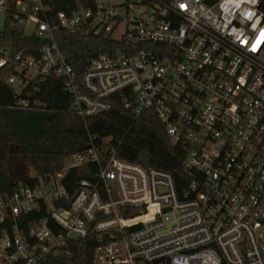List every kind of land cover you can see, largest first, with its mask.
<instances>
[{"label":"built area","instance_id":"1","mask_svg":"<svg viewBox=\"0 0 264 264\" xmlns=\"http://www.w3.org/2000/svg\"><path fill=\"white\" fill-rule=\"evenodd\" d=\"M0 0L7 26L45 40L37 55L0 46L11 106L45 111L22 95L65 80L87 120L119 95L153 114L184 151L186 182L90 147L64 167L0 193V264H50L97 235L93 264H264V0ZM32 32H27L28 26ZM58 31L118 42L75 74ZM95 164L71 194L73 169Z\"/></svg>","mask_w":264,"mask_h":264},{"label":"trees","instance_id":"2","mask_svg":"<svg viewBox=\"0 0 264 264\" xmlns=\"http://www.w3.org/2000/svg\"><path fill=\"white\" fill-rule=\"evenodd\" d=\"M69 1L75 2L54 0L52 15L67 11ZM55 39L78 76L85 71L88 59L119 47L110 39L64 31L56 32ZM44 43L43 38L28 36L14 26L0 31V46L10 45L15 51L28 48L33 56ZM9 75V71H0V193L13 191L19 183H28L33 177L22 176L11 164L10 155L15 151L35 171V178L44 177L60 171L67 156L88 149L90 138L104 154L115 150L121 159L170 172L178 185L186 182L184 151L173 145L155 115L136 116L125 109L123 99L116 95L111 99L110 111L83 120L74 113L73 96L66 91L65 80L54 77L33 82L22 95L31 102L45 103V111L15 109L11 107L15 102L13 89L5 82ZM96 170L95 164L71 170L65 179L70 193L82 179L93 180L91 172ZM97 245V235L74 241L68 254L50 264H93Z\"/></svg>","mask_w":264,"mask_h":264},{"label":"rangeland","instance_id":"3","mask_svg":"<svg viewBox=\"0 0 264 264\" xmlns=\"http://www.w3.org/2000/svg\"><path fill=\"white\" fill-rule=\"evenodd\" d=\"M32 29H33V26L30 25L27 27L26 31L32 32L33 31ZM16 153L17 151H15L14 153L10 155L11 164L17 166L15 167V169H18L22 176H25V175L36 176L35 171L28 165L27 161L22 156H19ZM66 161L67 160L65 159V162Z\"/></svg>","mask_w":264,"mask_h":264}]
</instances>
